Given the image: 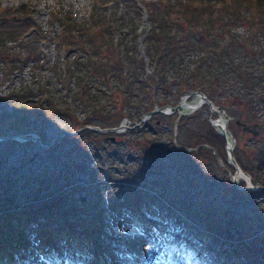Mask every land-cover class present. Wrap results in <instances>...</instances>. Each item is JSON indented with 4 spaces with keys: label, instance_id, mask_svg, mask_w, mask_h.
<instances>
[{
    "label": "rangeland",
    "instance_id": "rangeland-1",
    "mask_svg": "<svg viewBox=\"0 0 264 264\" xmlns=\"http://www.w3.org/2000/svg\"><path fill=\"white\" fill-rule=\"evenodd\" d=\"M197 1L190 3L195 4ZM95 2L99 3V14H102L105 26L109 24V20L115 21L122 10H125L123 4L127 10L131 9L126 0H0V10L6 12L0 13V32H18L19 36L18 41L8 42L9 50L15 57L20 55L25 58L29 54L31 58L28 65L21 67L18 73L10 70L11 63L0 62V132L5 135L0 136V177L10 176L11 181L16 184L12 193L19 205H43L48 197L53 196L62 199L67 206L74 205L77 221L73 220L71 223L77 222L80 224H76L77 227L87 232H81L85 241H74L77 234H72L73 241L89 252V264L233 263L229 262L230 257L219 250H214L212 253L215 255L210 257L208 249L203 251V259L195 262L187 256L189 252L181 247L182 242H167L161 226L171 221L166 210L171 214H182L186 218L182 219L185 224L195 222L205 231L207 224H221L223 215L228 213L236 219L255 222V230L247 235L262 232L260 237H264V198L249 200L247 192L251 191L246 190V183L240 181L235 184L233 176L236 173L230 169V165L221 162L220 157L212 158V150L206 146L209 144L204 142L206 144L201 145V149L198 145L203 142L198 144L196 140L198 133L203 134L205 130L211 129L207 124L210 117L214 120L224 117L229 130V124L232 121L237 124L239 114H242L246 121L242 119V122L257 124L259 134L252 137L243 128L237 129V133L231 131L239 139L237 148L235 145V153L255 172L258 150L264 143V83L263 89L258 85L255 89L242 91L244 87L238 86L235 78L224 74L225 83L229 87L217 90L213 100L211 99L220 108L221 114H212L210 107L206 105L194 113L184 111L185 117L179 121L181 126L177 129V141L180 145L193 149L191 152L184 149V153L179 152L177 149L182 148L175 146L173 142L174 117L157 114L154 115L156 120L163 122L160 129L150 126L139 130L132 124L130 127L134 129L123 132L116 140L120 143L116 146L98 147L94 145L95 142H91L95 139L88 140L86 136L82 138L86 150L83 153V148L77 142L69 140L78 137H75L79 133L78 124L90 122L91 125L86 124V127L106 128L108 131L114 126L112 124L120 125L125 118L138 122L137 119L146 114L142 112L149 103L157 101L160 105L167 101L170 106H178L182 98L178 99L179 95L173 89L162 100L165 96L159 89L153 88L156 78L143 45V41L151 33L147 14L140 20L137 40L129 35L128 26L131 24L128 22L132 15L116 24V31L109 35L106 31L101 32L99 28L93 27L92 11ZM214 7L216 15L213 24L218 32H226L228 38H232L233 34L246 41L240 52L241 59H244V63L252 61V53L256 54L264 49V0H218ZM60 13H70L73 21L81 27L73 37L62 36V28L54 20ZM221 13L232 16V22L222 19ZM96 21L100 22L99 17ZM82 32H85V37L81 36ZM94 32L93 43L95 41L100 44L106 40L107 45L114 42L115 46L119 44L120 34L129 35V57L135 65L140 59H145L147 64L145 74L134 80L131 90L135 94L133 103L128 107H124L123 102L118 104L117 108L124 110L118 115L113 114L116 115L113 117L114 121L110 120V116H105L108 111L105 101L112 94L114 97L115 94H122L124 86L115 79L108 86L102 84L104 80L112 78L110 75L104 76L98 68L99 62L114 48L95 43L89 45L90 33ZM96 35L99 37L98 41ZM21 41L24 46L20 45ZM65 42L70 44L66 49L62 46ZM63 50L70 52L67 54ZM254 59L257 62L264 61L258 57ZM24 62L26 61L21 63ZM181 67L188 71L192 69L189 61L184 62ZM4 70L9 73V78L2 73ZM83 82H89L84 91ZM26 90L32 92L34 101L29 102L31 95L27 96ZM14 92L21 95L16 97ZM194 92L196 91L192 90L185 94ZM46 93L50 96L49 102H44ZM8 94L12 95L9 99L13 98L16 103L12 101L10 105ZM41 94L43 96L40 97ZM124 98L122 95L121 100ZM234 101L236 106H229ZM188 103L194 104V98ZM136 104L140 105V111L134 107ZM158 105L154 109L161 108ZM58 107H66L67 115L57 111ZM24 119L25 125H22ZM214 130L218 134L219 130ZM110 133L112 132L108 133L109 136L113 137ZM115 136L118 135L115 133ZM12 141L17 144L14 145ZM139 142L137 147L131 146ZM206 149L211 153H205ZM254 172H247L252 182ZM141 173L147 175H140ZM257 174H260L261 179L263 172ZM128 175L131 178L133 175L145 176L144 180L140 179L141 183L149 185L140 184L137 187L140 192L134 193V198L127 201L131 202V206L122 210L124 204L121 205L123 201L119 195L123 189L121 185L128 186L129 182L122 184L119 181H128ZM255 186L263 188L259 184ZM234 187L243 189L241 194H234L235 191L231 190ZM156 196H159L158 200L154 201ZM156 205L166 207V214H160ZM247 227L250 228L248 225ZM26 228L28 227H24L23 231ZM175 228L179 230L180 227L176 225ZM32 234L26 231L24 235L29 247L23 245L25 247L20 250L3 253L0 255V264H50L52 261L45 260L43 250L35 248L38 244L32 241ZM207 241L212 242V237L207 238ZM189 246L192 247L193 244L189 243ZM64 253L59 248L58 253L54 256L51 254L52 259L59 264H77L68 262Z\"/></svg>",
    "mask_w": 264,
    "mask_h": 264
},
{
    "label": "trees",
    "instance_id": "trees-1",
    "mask_svg": "<svg viewBox=\"0 0 264 264\" xmlns=\"http://www.w3.org/2000/svg\"><path fill=\"white\" fill-rule=\"evenodd\" d=\"M191 1L193 0H126V3L130 4L131 9L127 10L126 5L123 4L122 6L125 10H122L115 21L109 20V24L106 26L102 14H99V3L95 2L92 11V23L93 27L99 28L101 32L106 31L107 34L110 35L114 33V30L116 31V24L118 25L119 22L125 21L132 15V18L128 22V24H131L128 26L129 35L136 37L137 40L139 38L137 32L139 31L138 27L140 20L147 14L151 33L145 38L143 45L145 48V56L148 58L149 65L153 68V75L156 78L155 84L153 83V88L154 90L159 89L161 94L165 96L162 100L166 99V96L170 95L173 89H175L176 93L179 95L178 99L181 95L192 90L203 91L212 99L217 90H224L229 87V84L225 83L224 74H226V76L231 75L235 78L238 86L241 88L244 87L242 91H248L252 88L255 89L258 85L263 89L264 61L257 62L258 60L254 58L258 57V59L264 60V49L262 52L260 51L256 54L251 52L254 58L252 57V61L244 63V59H241L240 52L243 50L242 47H245L246 41L233 34H231L232 38H228L226 32H218V29L213 24L216 15L214 4H216L218 0H198L195 4H191ZM0 13L5 14L6 12L0 10ZM97 17H99L100 22L96 21ZM231 17L230 15L224 16V14L221 13V18L227 19L230 23L232 22ZM54 20L56 23L60 24L63 37H73V35L78 33L81 29V27L73 21L74 19L70 13L57 14ZM95 33L96 32L93 34L90 33L89 45H93L94 43L99 46L107 45L106 40L100 44H97L95 41L93 43L92 38ZM85 35V32H82L81 36L85 37ZM129 35L120 34L119 44L115 46L113 42L107 45L114 49L102 58L98 67L101 72L104 73V76L110 75L112 78L104 80L102 82L103 85L108 86L115 79L124 86L122 94H115V97L112 94L109 96L110 98L105 101L108 110L105 116H110V120L112 119L113 121V117L116 116L113 114L117 113L118 115L124 110V108L123 110L122 108H117L118 104L123 102V106L128 107L133 103L135 94H133L131 90L135 82L134 80L145 74V67L147 66L145 59H140L135 65L133 60L129 57V55H131V50H129L127 44V37ZM97 37L96 35V41H98ZM18 39V32H0V62H6V64L8 62L11 63L10 70L16 73L20 71L21 67L25 68L31 59L29 54L24 56L25 58H22L20 55L15 57L12 51L9 50L8 42H15L18 41ZM23 41L20 42L21 46H24L22 44ZM62 46L66 49L70 44L65 42ZM57 49L61 50L59 46H57ZM63 51L67 52V54L70 52V50ZM254 60L255 62H253ZM23 61L26 62L21 63ZM186 61H189L192 65L190 71L184 70V67H181ZM93 66H95V64H93ZM2 73L4 74L5 70ZM58 73L61 76V73ZM5 75L9 78L8 72H6ZM88 83L89 82L82 83L84 85L83 91ZM14 93L16 97L21 95H18L17 92ZM25 93L27 96L31 95L29 97V102L35 100L30 90H26ZM119 95L120 98H118ZM122 95L125 97L124 100H121ZM41 96H43V94H41L40 97ZM9 97H12V95L9 96L8 94L7 99H9ZM45 97L46 99L44 102H49L50 96L46 93ZM8 101H10V105H12V101L16 103L13 98H10ZM149 104L148 107L143 109L142 113H149L154 110L155 105H158L157 101ZM167 105V101H165L158 106L165 107ZM229 106H236V102H232ZM134 107H137L139 111L141 110L138 104L134 105ZM66 109V107L63 109L58 107L57 111H61V114L66 116ZM40 110H42V108H40ZM242 119L243 117H241V121ZM24 122L25 119L22 120V125H25ZM244 122L246 121L244 120ZM180 123L179 126H181ZM86 124H78L77 126L79 127H77V130L84 129ZM118 124L119 123H115L112 125L117 126ZM207 124L211 129L205 130L203 134H197L196 140L198 144L201 142L203 143L196 145L201 146L206 143L209 144L212 149V154L210 156L215 159L220 157L224 163H226L227 157L224 139L215 132L208 121ZM87 125H91L90 122ZM231 126V131L236 133L237 129L241 128L236 123H232ZM0 136L5 135L0 132ZM86 136L88 140L90 138L95 139L91 140V142H95L94 145L98 147H101V145L116 146L120 144L119 142H106L102 135L90 130L79 132L75 135L76 138L69 140L77 142L79 147L83 148L82 152L86 153L82 141V138L84 139ZM237 141L239 144V139H237ZM11 143L14 145L17 144L16 141H12ZM138 145H140V143H134L131 146L134 148ZM261 146L260 150H258L255 172L248 165H245L244 162L238 158L236 153L234 155L236 161L245 173L249 171L254 172L252 173L253 184L262 185L264 188V143ZM55 148H57V146ZM202 148L201 146V149ZM177 150L179 152L184 151L183 149ZM205 151L207 154L211 153L209 149ZM213 151H215L217 155H214ZM4 157L1 160H3ZM229 167L235 171L233 167ZM113 169L114 168H112V170ZM256 171L257 173L263 172L261 179L259 178L260 174L258 176ZM140 175L147 174L141 173ZM140 175L138 177L133 175L132 178L131 175H128L126 178L128 181H119L122 184L123 182H129L128 186L121 185L123 189L119 195L120 198L122 197L123 201L121 205L124 204L121 208L122 210L131 206V202L127 203V201L134 198V193L140 192L137 190L140 184L149 185V183H141L140 179L144 180L145 176ZM15 185L16 184L11 181L10 176L0 177V255L14 249L20 250L21 247H29L30 244H28L29 242L24 236L25 232L29 231L33 233L32 241L34 240V242L39 245L35 248L43 250L45 260L49 262L50 259L52 261L50 264H59L54 258L52 259V256L58 253L59 248H62L65 252L64 258H66L68 262L89 264V252L85 251L83 248L81 249L80 246H77V243L74 242L76 239L85 241L84 236L81 234V232L85 230L78 228L77 225L80 224L77 222V225L71 223L73 220L77 221V212L74 211V205H72V207L67 206L62 199L56 196L48 197L43 205H19L15 195L12 193V188H14ZM234 188H230L232 192L235 191L233 192L234 194H241V191L239 192L238 189ZM247 194L249 200L253 201L258 197L264 198L263 192H247ZM157 197L159 196L154 197V201L158 200ZM254 204H256V202H254ZM168 208L170 207L168 206ZM166 211H168L167 215L171 221L161 226L164 237L168 243L177 240L182 242L180 243L181 247L183 250L189 252L187 256L192 260L197 261L203 259L205 255L203 251L208 249V251H210L208 252L210 257L215 255L212 253L214 250L222 251L223 255L230 257L229 262H233L231 264H240L243 262L248 264H264V237H260L262 232L256 235H247L248 232H253L255 230V222L250 223V221L246 222L245 219H236L234 215L233 217L231 214L227 213L223 215L221 224H215V226L207 224L208 226L205 227V231L197 229L192 223H189L190 225L185 224L186 222L182 220L180 215L171 214L169 210ZM128 222L130 223V221ZM131 222L133 224L136 223L133 221ZM51 224H54V226H51ZM176 225L180 227L179 230L175 228ZM247 225L250 226V228L247 227ZM24 227L28 228L23 231ZM72 234H77V236L74 237ZM215 234L217 237H215ZM211 237L213 241H207V238ZM189 243L193 244V246H189ZM211 247L214 248L212 249ZM192 248H195V250ZM18 254L20 255V253Z\"/></svg>",
    "mask_w": 264,
    "mask_h": 264
},
{
    "label": "water",
    "instance_id": "water-1",
    "mask_svg": "<svg viewBox=\"0 0 264 264\" xmlns=\"http://www.w3.org/2000/svg\"><path fill=\"white\" fill-rule=\"evenodd\" d=\"M209 103H210V105H212L211 102H209ZM173 110H174V112H177V111L179 110V108L176 107V108H173ZM160 112H161V111H154V112H152L151 114H152V115H157V114H159ZM237 124H238L239 126H241L245 132H247V133L253 135L254 137H256V136L258 135L257 125L243 124V123H241L240 121H237ZM223 135H224V138H225V139H228V135H227V133H226V130L223 132ZM6 140H13V138H6ZM108 141H112V142H114V141H115V138H113V139H109ZM229 159L231 160L232 165H233V167H234L235 170H236V175L238 174V172H242L241 168L239 167V165L237 164V162H236V160H235V158H234V156H233V152H232V151L229 152ZM234 180H235V177H234ZM234 182L237 183L236 181H234ZM249 184H250V185H249ZM246 185H247V188H246L247 190H255V189L257 190V187H254V186H253L251 180L249 181V183H246ZM258 190H259V191H264V189H262V188H258Z\"/></svg>",
    "mask_w": 264,
    "mask_h": 264
},
{
    "label": "built area",
    "instance_id": "built-area-1",
    "mask_svg": "<svg viewBox=\"0 0 264 264\" xmlns=\"http://www.w3.org/2000/svg\"><path fill=\"white\" fill-rule=\"evenodd\" d=\"M190 96H187L184 100L187 102ZM197 99L198 102L201 104L203 103V101L205 100L204 96L202 95H197ZM201 106V105H200ZM150 120V116H144L141 120H139L138 122H133L131 121L129 118H125V120L122 121V123L120 124V126L116 129H114L112 132H115L117 134H122L123 132H125L127 129H134L133 127H130L132 124L139 129H142L146 123ZM231 140H233L230 137Z\"/></svg>",
    "mask_w": 264,
    "mask_h": 264
},
{
    "label": "bare ground",
    "instance_id": "bare-ground-1",
    "mask_svg": "<svg viewBox=\"0 0 264 264\" xmlns=\"http://www.w3.org/2000/svg\"><path fill=\"white\" fill-rule=\"evenodd\" d=\"M182 107L187 108V109H193L194 107L191 105H188L186 103L183 102ZM213 113H219V109H213ZM215 126L221 130L222 132H224L225 130H227V122L224 120V117H220L218 120L215 121ZM228 148L231 151L232 148H234L233 146V141L229 142L228 144ZM249 176L244 174L243 171L242 172H238V174L235 176V181L238 183L240 181H244L245 183H249L250 179L248 178ZM250 185V184H249ZM13 262V261H12ZM5 264V263H2Z\"/></svg>",
    "mask_w": 264,
    "mask_h": 264
}]
</instances>
